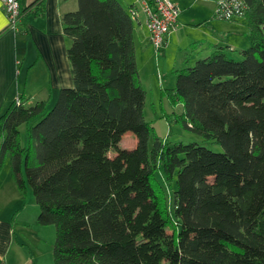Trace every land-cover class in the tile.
Here are the masks:
<instances>
[{
	"label": "trees",
	"instance_id": "16d2710c",
	"mask_svg": "<svg viewBox=\"0 0 264 264\" xmlns=\"http://www.w3.org/2000/svg\"><path fill=\"white\" fill-rule=\"evenodd\" d=\"M241 1L240 57L216 45L174 69L166 93L202 141L154 134L150 146L136 6L77 0L62 15L72 86L49 109L21 95L0 112V171L8 157L38 223L54 226L52 264H264V0ZM127 131L131 148L120 145Z\"/></svg>",
	"mask_w": 264,
	"mask_h": 264
},
{
	"label": "crops",
	"instance_id": "0c3cea01",
	"mask_svg": "<svg viewBox=\"0 0 264 264\" xmlns=\"http://www.w3.org/2000/svg\"><path fill=\"white\" fill-rule=\"evenodd\" d=\"M171 1L179 8V15L175 27L166 35L165 47L175 39L184 24L179 1ZM211 1L215 6V0ZM119 2L126 9L131 4L136 6L133 10L135 58L137 52L143 56L150 42L139 0L125 5ZM19 3L23 9L22 17L19 26L12 28L0 1V112L21 95L28 99V103L39 99L48 102L60 88L72 86L66 55L70 40L62 32L61 17L77 8V0H19ZM214 9L211 7V12ZM206 16L200 15V18L205 21ZM242 20L240 26L243 29L239 27L232 35L224 32L222 39L215 44L205 46L201 40H194L190 47L197 52L195 57L206 56L216 45L227 46L225 51H235L241 45H248L249 35ZM37 215L38 207L27 187L22 193L12 177L0 180V264L53 263V242L45 250L44 226L47 225L39 224Z\"/></svg>",
	"mask_w": 264,
	"mask_h": 264
},
{
	"label": "rangeland",
	"instance_id": "374dc122",
	"mask_svg": "<svg viewBox=\"0 0 264 264\" xmlns=\"http://www.w3.org/2000/svg\"><path fill=\"white\" fill-rule=\"evenodd\" d=\"M120 1L125 5L129 2H136L138 0ZM178 1L182 7L183 15L181 14V16L183 17L184 24L181 25V30H179L175 39H173L167 47L163 46L158 51H156L151 44H148V51L145 55L142 56L139 55V52L136 53V65L140 83L146 90L143 115L145 120L152 126V133L148 141L149 146L152 143L154 134L161 138H167L170 141H202L200 136L184 129L180 122L174 120L175 116L182 111V105L178 102H172L166 94L168 89L172 88L174 85L175 75L173 70L175 67L186 66V64L192 65L195 60L199 58L195 57L197 52L192 51L190 47L194 40H201L205 46H210L212 43L215 44L218 40H221V36L224 32H226V34L230 32V35H232L239 27L243 29V27L240 26L241 23L243 24L242 18L237 19V17H235L237 20L233 21L217 18L214 15L215 9L211 12V7L215 8L211 0ZM204 14H207V20L205 19V21H203V17L200 18V15ZM247 46L246 43L243 46L241 45L239 49L235 51L228 50L226 53L237 60L240 57L238 51ZM186 49H188V53H186ZM56 97L57 95H54L52 99L48 101V109L54 104ZM19 130L21 144L25 146L27 144L25 125H21ZM135 144L136 137L132 131H127L122 135L120 141L121 146L124 148H131L135 146ZM207 144L215 150L219 149L217 144ZM113 156H115V154L111 152V157ZM5 177L11 179L8 157L5 159L0 171V180H4ZM156 177H160L159 171H156ZM26 187L29 194L32 196L31 188L27 183ZM168 198H170L169 192ZM168 201L171 205V200L168 199ZM44 230H46L44 234L46 250V247L50 248L49 244L53 242L55 233L54 226H44Z\"/></svg>",
	"mask_w": 264,
	"mask_h": 264
},
{
	"label": "built area",
	"instance_id": "2783aa9c",
	"mask_svg": "<svg viewBox=\"0 0 264 264\" xmlns=\"http://www.w3.org/2000/svg\"><path fill=\"white\" fill-rule=\"evenodd\" d=\"M10 27L16 28L20 17L19 0H0ZM140 9L145 15L148 40L156 51L166 43V35L175 27L179 8L171 0H139ZM244 5L241 0H215L217 18L230 20L239 16Z\"/></svg>",
	"mask_w": 264,
	"mask_h": 264
}]
</instances>
